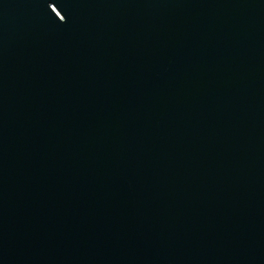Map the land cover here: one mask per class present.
Here are the masks:
<instances>
[{"label": "water", "instance_id": "water-1", "mask_svg": "<svg viewBox=\"0 0 264 264\" xmlns=\"http://www.w3.org/2000/svg\"><path fill=\"white\" fill-rule=\"evenodd\" d=\"M0 264H264V0H0Z\"/></svg>", "mask_w": 264, "mask_h": 264}]
</instances>
